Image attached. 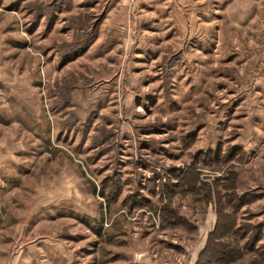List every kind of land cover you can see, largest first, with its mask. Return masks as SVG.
<instances>
[{
    "label": "rangeland",
    "instance_id": "1",
    "mask_svg": "<svg viewBox=\"0 0 264 264\" xmlns=\"http://www.w3.org/2000/svg\"><path fill=\"white\" fill-rule=\"evenodd\" d=\"M0 264H264V0H0Z\"/></svg>",
    "mask_w": 264,
    "mask_h": 264
}]
</instances>
